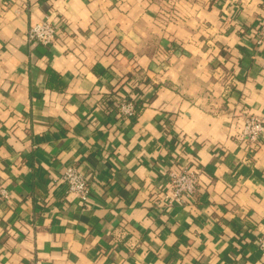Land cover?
<instances>
[{"label":"crops","instance_id":"0c3cea01","mask_svg":"<svg viewBox=\"0 0 264 264\" xmlns=\"http://www.w3.org/2000/svg\"><path fill=\"white\" fill-rule=\"evenodd\" d=\"M47 14L57 39L28 41ZM263 14L264 0H0V264H264V138L242 142L238 116L264 118ZM137 84L147 102L120 114ZM192 164L196 191L166 203L167 171Z\"/></svg>","mask_w":264,"mask_h":264},{"label":"built area","instance_id":"2783aa9c","mask_svg":"<svg viewBox=\"0 0 264 264\" xmlns=\"http://www.w3.org/2000/svg\"><path fill=\"white\" fill-rule=\"evenodd\" d=\"M63 23H55L52 17L47 14L32 25L27 31V39L43 45L52 44L58 37L59 30ZM254 40L256 43L264 42V14L255 27ZM128 97H133V91L116 97V110L125 116H132L134 104ZM238 116L242 121V130L239 139L250 148L257 147L264 138V118L256 113L247 110H239ZM172 166V165H171ZM198 167L195 164L186 165L179 169L170 168L167 171L168 187L163 193L166 203L182 201L187 196L194 194L198 184ZM61 179L68 192L75 194L79 202H84L91 193V186L83 173L74 165H67L62 173ZM5 194V191L2 190ZM257 245L264 258V236H259Z\"/></svg>","mask_w":264,"mask_h":264},{"label":"trees","instance_id":"16d2710c","mask_svg":"<svg viewBox=\"0 0 264 264\" xmlns=\"http://www.w3.org/2000/svg\"><path fill=\"white\" fill-rule=\"evenodd\" d=\"M134 89L135 91H133V97L132 98L128 97V99H131L133 101L134 104L133 115L136 116L143 109L144 104L147 102V96L142 92L140 87L138 88V84L134 86ZM118 97H121V95H119ZM109 101L111 103L112 100Z\"/></svg>","mask_w":264,"mask_h":264}]
</instances>
